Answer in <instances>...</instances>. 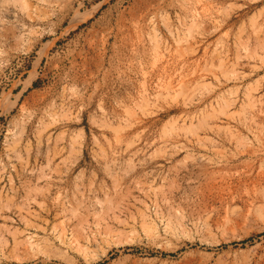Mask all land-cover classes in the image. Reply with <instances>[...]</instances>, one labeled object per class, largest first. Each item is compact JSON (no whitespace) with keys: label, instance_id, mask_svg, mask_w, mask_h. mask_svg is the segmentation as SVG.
Returning <instances> with one entry per match:
<instances>
[{"label":"rangeland","instance_id":"rangeland-1","mask_svg":"<svg viewBox=\"0 0 264 264\" xmlns=\"http://www.w3.org/2000/svg\"><path fill=\"white\" fill-rule=\"evenodd\" d=\"M69 263L264 264V0H0V264Z\"/></svg>","mask_w":264,"mask_h":264},{"label":"bare ground","instance_id":"bare-ground-1","mask_svg":"<svg viewBox=\"0 0 264 264\" xmlns=\"http://www.w3.org/2000/svg\"><path fill=\"white\" fill-rule=\"evenodd\" d=\"M201 236H203V235H201ZM211 236H213V234ZM220 238H221V236H220ZM198 239L200 240V238H198ZM203 239H205V240H202V241L192 240L190 242V246L194 247L193 249H194V251H196L198 253V255H199V253L204 254V257H207L206 259L214 257V252L217 249V246H220L222 244V241L219 239H211V238L208 239L205 237ZM220 249H221V247H220Z\"/></svg>","mask_w":264,"mask_h":264}]
</instances>
